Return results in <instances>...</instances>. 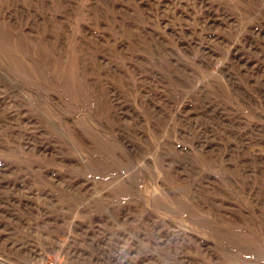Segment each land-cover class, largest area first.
<instances>
[{"label":"rangeland","instance_id":"374dc122","mask_svg":"<svg viewBox=\"0 0 264 264\" xmlns=\"http://www.w3.org/2000/svg\"><path fill=\"white\" fill-rule=\"evenodd\" d=\"M0 264H264V0H0Z\"/></svg>","mask_w":264,"mask_h":264}]
</instances>
